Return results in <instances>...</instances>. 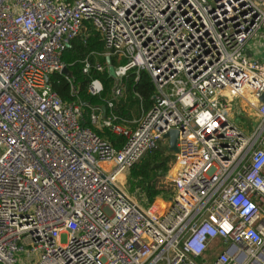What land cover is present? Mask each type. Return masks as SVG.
<instances>
[{
	"label": "built area",
	"instance_id": "2783aa9c",
	"mask_svg": "<svg viewBox=\"0 0 264 264\" xmlns=\"http://www.w3.org/2000/svg\"><path fill=\"white\" fill-rule=\"evenodd\" d=\"M91 28L107 48L92 54L118 61L110 112L91 119L121 148L51 85ZM262 33L264 0H0V264H264V62L248 55ZM131 70L155 93L127 121L113 108ZM104 88L91 77L90 94ZM172 129V190L144 203L122 176Z\"/></svg>",
	"mask_w": 264,
	"mask_h": 264
},
{
	"label": "trees",
	"instance_id": "16d2710c",
	"mask_svg": "<svg viewBox=\"0 0 264 264\" xmlns=\"http://www.w3.org/2000/svg\"><path fill=\"white\" fill-rule=\"evenodd\" d=\"M107 48L101 39L100 33L91 28L86 41L81 37L75 38L71 46L63 53V61L69 66L72 77L69 80L64 74L55 72L51 74L50 81L59 96L65 101L84 102L82 125L90 127L100 137L107 139L117 148H121L125 139L116 135L108 128L95 126L91 119V106L104 108L106 114L110 112L107 101L113 97L115 79L109 75L106 68L103 72H92L91 76L82 72L81 61L90 56L92 61L99 59L105 65V56L92 53H104ZM114 65L118 63L115 56H111ZM91 77H99L104 82V91L100 95H92L88 91ZM124 95L115 101L113 111L127 121L140 117L143 110H148L153 104L155 85L150 74L142 70L137 73L131 70L124 78ZM72 85L76 87L77 94L72 93ZM176 153L169 149V144L159 142L156 148L149 149L142 158L128 171L129 190L131 193L139 192L140 200L144 203L152 202L156 195L166 190H172L171 184L166 181ZM158 180V183L156 181Z\"/></svg>",
	"mask_w": 264,
	"mask_h": 264
},
{
	"label": "rangeland",
	"instance_id": "374dc122",
	"mask_svg": "<svg viewBox=\"0 0 264 264\" xmlns=\"http://www.w3.org/2000/svg\"><path fill=\"white\" fill-rule=\"evenodd\" d=\"M234 105H235V108H234V110H232L231 115L234 117V119L238 123V125L242 126L243 128H246L248 125L251 126L252 125V117L247 113V111L243 110L241 100L236 99L234 101ZM243 121H246V122H243ZM161 142L167 143L166 141H161ZM121 182H122V184L125 185V188L128 189V191H129L128 172L123 174ZM156 183H158V180L156 181ZM132 194L135 196V198L140 199L138 191L137 192L135 191ZM26 256H27L26 253L20 254L19 255L20 261H23V258H25Z\"/></svg>",
	"mask_w": 264,
	"mask_h": 264
},
{
	"label": "water",
	"instance_id": "95a60500",
	"mask_svg": "<svg viewBox=\"0 0 264 264\" xmlns=\"http://www.w3.org/2000/svg\"><path fill=\"white\" fill-rule=\"evenodd\" d=\"M107 64H108L109 75L115 77V67L110 57L107 58ZM63 73L69 77H72L71 70L68 67H65L63 69ZM261 99L264 100V95L261 97ZM178 136H179V131L177 129H172L165 134V137L168 138L169 149L175 153L178 152V146H177Z\"/></svg>",
	"mask_w": 264,
	"mask_h": 264
},
{
	"label": "crops",
	"instance_id": "0c3cea01",
	"mask_svg": "<svg viewBox=\"0 0 264 264\" xmlns=\"http://www.w3.org/2000/svg\"><path fill=\"white\" fill-rule=\"evenodd\" d=\"M248 55L252 59L264 62V33L250 42V44L248 45ZM128 126L135 128L136 124L133 122H129Z\"/></svg>",
	"mask_w": 264,
	"mask_h": 264
}]
</instances>
